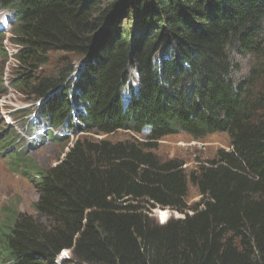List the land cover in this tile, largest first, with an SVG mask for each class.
<instances>
[{
    "label": "trees",
    "instance_id": "trees-1",
    "mask_svg": "<svg viewBox=\"0 0 264 264\" xmlns=\"http://www.w3.org/2000/svg\"><path fill=\"white\" fill-rule=\"evenodd\" d=\"M0 7L15 15L19 86L46 100L49 124L83 134L55 165L32 167L40 215L5 210L0 264H264V0ZM52 51L87 65L75 77L71 66L37 75ZM247 55L261 63L244 72ZM119 130L148 134L96 137ZM176 132H226L231 142L188 171L154 151ZM25 156L15 154L14 165L25 167ZM190 183L200 193L192 204Z\"/></svg>",
    "mask_w": 264,
    "mask_h": 264
},
{
    "label": "rangeland",
    "instance_id": "rangeland-1",
    "mask_svg": "<svg viewBox=\"0 0 264 264\" xmlns=\"http://www.w3.org/2000/svg\"><path fill=\"white\" fill-rule=\"evenodd\" d=\"M8 12L0 10V221L4 220L5 210L9 207L34 216L40 215L35 209V203L39 197L38 188L31 179L36 177L38 172L32 167L48 169L55 165L64 157V152L77 136L83 135L81 132L76 134L74 130L64 126L48 124V121L43 119V110H41L46 100L38 95L24 93L19 86L21 78H18V74L21 69L19 62L15 59V51L18 49L13 34L15 23L4 16L5 14L9 16ZM133 29L135 32L137 29L139 33L135 24ZM140 37L141 34H138L136 39ZM259 61L258 57L247 55L240 58L239 67L244 72H249L259 67L261 63ZM87 62V59L76 54L52 51L50 63L42 66L35 73L58 76V73L71 66L75 71L70 77H75L86 67ZM57 79L60 83L65 82L61 76ZM263 83L264 77H261L257 88ZM76 120L79 121L78 118ZM48 130L54 132L56 137L48 135ZM147 134V130H144L140 136L126 130H119L113 134L96 137L120 141L133 140L134 137L145 139ZM6 136H8L7 139ZM66 140H68V146L65 147ZM230 142V136L226 132H209L201 138H195L186 132H176L161 139L154 151L165 160L172 158L182 160L186 169L190 171L198 164L214 158L217 151L220 148L229 147ZM19 151H25L27 162L25 167H20L16 163L14 165L15 154L17 155ZM199 199L198 188L190 183L188 203H195Z\"/></svg>",
    "mask_w": 264,
    "mask_h": 264
},
{
    "label": "clouds",
    "instance_id": "clouds-1",
    "mask_svg": "<svg viewBox=\"0 0 264 264\" xmlns=\"http://www.w3.org/2000/svg\"><path fill=\"white\" fill-rule=\"evenodd\" d=\"M0 10H6V11H9V12H8L9 16H8L7 14H5L4 16H5L6 18L9 17L8 20H11V21L13 20V22H14V20H15V15H14L13 11H12L10 8L0 7ZM10 12H12L13 15H12ZM11 21H10V22H11ZM13 22H12V23H13ZM14 23H15V22H14ZM15 24H16V23H15ZM16 45H17V44H16ZM17 47L19 48L18 45H17ZM15 52L17 53V52H18V49H17ZM79 74H80V72H78V75H79ZM78 75H77V76H78Z\"/></svg>",
    "mask_w": 264,
    "mask_h": 264
},
{
    "label": "water",
    "instance_id": "water-1",
    "mask_svg": "<svg viewBox=\"0 0 264 264\" xmlns=\"http://www.w3.org/2000/svg\"><path fill=\"white\" fill-rule=\"evenodd\" d=\"M109 19H111V16L109 17ZM104 28L105 26H102V28L96 33L97 36L96 37V42L94 43V46H93V50L95 51V49L98 47L99 45V39L101 38V36L103 35L102 33L104 32ZM93 54V53H92ZM91 54V55H92ZM85 59H88V58H85Z\"/></svg>",
    "mask_w": 264,
    "mask_h": 264
}]
</instances>
